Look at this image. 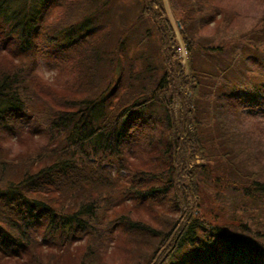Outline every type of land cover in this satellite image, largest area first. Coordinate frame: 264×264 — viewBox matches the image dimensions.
I'll return each mask as SVG.
<instances>
[{
	"label": "trees",
	"instance_id": "trees-1",
	"mask_svg": "<svg viewBox=\"0 0 264 264\" xmlns=\"http://www.w3.org/2000/svg\"><path fill=\"white\" fill-rule=\"evenodd\" d=\"M116 1L0 0V53L10 45L26 58L0 55V252L34 255L86 236L104 244L102 225L148 237L152 226L115 208L164 202L184 217L160 264H264V248L235 233L247 226L236 216L246 200L264 205L258 153L241 158L248 142L236 132L242 108L264 114V78L247 67L250 56L264 65L263 28L210 50L194 37L216 5L191 6L179 25L184 66L162 0ZM143 16L149 24L130 31ZM40 57L57 78L71 73L62 100ZM20 143L33 145L26 155ZM207 187L221 213L212 218L192 211Z\"/></svg>",
	"mask_w": 264,
	"mask_h": 264
},
{
	"label": "rangeland",
	"instance_id": "rangeland-1",
	"mask_svg": "<svg viewBox=\"0 0 264 264\" xmlns=\"http://www.w3.org/2000/svg\"><path fill=\"white\" fill-rule=\"evenodd\" d=\"M135 0H117L124 6L133 4ZM137 1V0H136ZM163 9L165 15L170 20V24L175 32V38L177 39L179 46V56L181 60L185 59V49L182 44L180 37L181 19L185 14V9H191V6L202 8L203 11H208L214 4V8L210 9V22L205 25L203 31L196 32V41L200 44H207L210 46V50L217 49L218 47H227L232 45L238 48L239 44H247V39L263 28L264 31V0H162ZM189 6L188 8H185ZM197 5V6H196ZM134 18V15H132ZM201 16L195 15V19H200ZM138 21L130 31L141 28L143 29L149 24L144 19ZM134 20H136L134 18ZM196 20L189 22L187 25L188 29H193ZM192 24V25H191ZM152 33L155 29L152 28ZM198 35V38H197ZM153 39V37H152ZM159 44V40H158ZM0 55L8 56L14 61L24 63L26 58L22 54H18L15 48L7 45L4 46ZM259 51L264 53V45L260 46ZM233 54L230 48L222 53L223 55L229 56ZM212 54H215L213 51ZM231 54V55H232ZM24 57V59H23ZM27 57V56H26ZM251 57V56H250ZM247 60V67L251 68V72L254 76L259 74L261 78H264V65L258 64L257 57H251ZM40 63H37V71L42 77L46 84L54 87L56 96L61 99L62 94L66 92H73L72 89L65 87V79H68L71 73L63 74L64 77L57 78L54 76V70H51L46 63L47 58L40 57ZM11 60V59H10ZM46 61V62H45ZM261 70V71H260ZM217 83V82H216ZM64 86V87H63ZM207 85L202 91L208 95ZM53 98V94L50 95ZM57 102V101H55ZM253 111L246 107L241 109V113L238 112L236 126L243 135V139L247 137L248 143H239L238 137L237 142L240 144L239 150L241 151V158L244 153L255 151L258 153L259 164L255 167V175L259 176L264 182V114L260 113L259 108L254 107ZM243 111V112H242ZM240 120V121H239ZM20 143L15 146V152L20 155H26V151L30 146L23 145ZM36 143H34V147ZM238 148V145L236 146ZM199 160V159H197ZM238 160V158H236ZM204 200L197 205H193L192 211L196 210L200 215L204 212L208 217L212 218L213 214L220 215L218 203H215L216 195L213 188L207 187L203 193ZM231 199L229 202H234ZM246 204V205H245ZM245 211L236 214V216L247 226L235 228V233H238L243 239V243L253 248H264V205L256 206L250 201H245ZM240 205H237L238 208ZM230 209L232 208L231 206ZM244 208V207H243ZM191 209V208H190ZM116 215L129 214L131 217L140 219L148 226L153 227L152 234L148 237H142L133 233H126L125 231L117 229V227H110L109 225H102V231H104V237L106 244H102L98 238L93 236H86L81 241L70 243L65 246H51V245H36V252L34 255L30 253L21 252L19 254H10L8 252H0V264H79L82 261H97L98 264H160L165 256L167 255L168 245L170 244L169 239L172 234L177 231V225L182 221L184 214L178 211L175 207H172L168 203L155 204H138L135 205L132 201H128L126 204L118 205L115 208ZM219 213V214H218ZM216 216V217H217ZM110 216L109 219L114 218ZM107 221L105 218L101 219ZM214 220V219H213ZM212 220V221H213ZM23 254V255H22Z\"/></svg>",
	"mask_w": 264,
	"mask_h": 264
},
{
	"label": "bare ground",
	"instance_id": "bare-ground-1",
	"mask_svg": "<svg viewBox=\"0 0 264 264\" xmlns=\"http://www.w3.org/2000/svg\"><path fill=\"white\" fill-rule=\"evenodd\" d=\"M181 60V59H180ZM187 59H186V57H185V59H183V60H181V63L185 66V65H187Z\"/></svg>",
	"mask_w": 264,
	"mask_h": 264
}]
</instances>
